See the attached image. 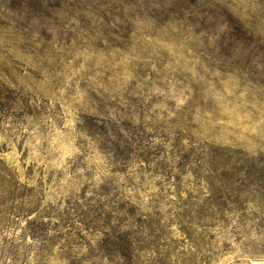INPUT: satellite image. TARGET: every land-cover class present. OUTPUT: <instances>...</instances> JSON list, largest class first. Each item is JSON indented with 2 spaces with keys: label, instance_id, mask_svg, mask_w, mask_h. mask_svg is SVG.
Returning a JSON list of instances; mask_svg holds the SVG:
<instances>
[{
  "label": "rangeland",
  "instance_id": "obj_1",
  "mask_svg": "<svg viewBox=\"0 0 264 264\" xmlns=\"http://www.w3.org/2000/svg\"><path fill=\"white\" fill-rule=\"evenodd\" d=\"M152 1L0 0V264H264V0Z\"/></svg>",
  "mask_w": 264,
  "mask_h": 264
},
{
  "label": "trees",
  "instance_id": "obj_2",
  "mask_svg": "<svg viewBox=\"0 0 264 264\" xmlns=\"http://www.w3.org/2000/svg\"><path fill=\"white\" fill-rule=\"evenodd\" d=\"M62 0H56L55 3H48L47 0H36L37 3H34L35 5H32V3L30 2V0H17V3L15 6V10L20 11L19 13H22V9H25L26 7L28 8H34L35 6H39L40 8L44 6V8H60V3ZM124 1V0H123ZM165 1L166 0H155L152 1L154 2L153 4H157L161 7H166L165 5ZM169 9L167 10H171V11H178L180 12H195V13H208L207 11L212 9V8H217L219 7V0H169ZM47 16V14L45 15ZM230 15H228L229 17ZM35 18H41V16L35 17ZM235 21V22H234ZM228 26L231 27L233 26V29H236L237 31L241 30L240 27H238L239 25L236 24V20L232 19L229 17L228 19ZM232 28V27H231ZM140 108V107H139ZM215 169H220L221 171H223L225 168V165L222 166H215L213 167ZM230 169V168H229ZM251 173V171H246V175H249ZM227 181H232L233 183H235L233 189H238L241 188L240 185H242V183L244 182L243 179H241V177L238 175H229V177L227 176ZM222 180V179H220ZM241 183V184H240ZM231 188H228L227 186L222 188V193L224 195L225 199H229V197H231L232 195H234V198H238V189L236 191H230ZM235 192V193H234ZM128 250L129 253H132L130 247L128 246L126 248Z\"/></svg>",
  "mask_w": 264,
  "mask_h": 264
}]
</instances>
